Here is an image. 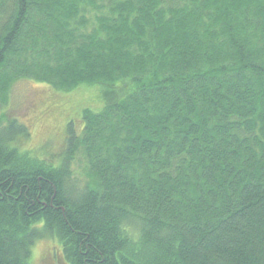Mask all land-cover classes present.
I'll list each match as a JSON object with an SVG mask.
<instances>
[{
	"label": "trees",
	"instance_id": "trees-1",
	"mask_svg": "<svg viewBox=\"0 0 264 264\" xmlns=\"http://www.w3.org/2000/svg\"><path fill=\"white\" fill-rule=\"evenodd\" d=\"M45 240L63 264H264V0H0V264Z\"/></svg>",
	"mask_w": 264,
	"mask_h": 264
},
{
	"label": "rangeland",
	"instance_id": "rangeland-1",
	"mask_svg": "<svg viewBox=\"0 0 264 264\" xmlns=\"http://www.w3.org/2000/svg\"><path fill=\"white\" fill-rule=\"evenodd\" d=\"M40 90H42V88L40 89L36 84L25 81L16 83L12 88L10 100L7 105L8 108H10V114L16 115L22 121L32 118L36 111L33 110L32 104L37 96L36 92H39ZM58 126L61 128L60 125ZM41 132H43V130ZM74 169L76 172L79 171L78 166H75ZM56 250V247H52V244L49 241H39L34 250H32L31 264H63V260H61Z\"/></svg>",
	"mask_w": 264,
	"mask_h": 264
}]
</instances>
